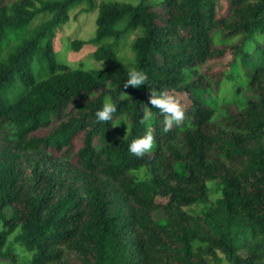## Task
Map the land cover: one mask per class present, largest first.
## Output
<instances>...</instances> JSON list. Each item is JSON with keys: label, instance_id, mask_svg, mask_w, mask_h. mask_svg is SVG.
<instances>
[{"label": "trees", "instance_id": "trees-1", "mask_svg": "<svg viewBox=\"0 0 264 264\" xmlns=\"http://www.w3.org/2000/svg\"><path fill=\"white\" fill-rule=\"evenodd\" d=\"M84 1L0 0V264H17L8 241L16 230L25 264H264V0H226L223 18L216 0H162V15L143 1L99 0L93 40L105 43L93 55L100 67L72 68L57 63L53 39ZM138 29L134 68L147 79L125 86L129 69L113 45ZM216 32L239 37L230 48L254 98L214 123L195 92L212 89L197 69L226 51L215 45ZM250 42L252 53L244 48ZM33 62L47 65L46 78L37 79ZM152 90L189 95L184 122L165 131V113L149 103ZM107 100L116 111L99 121ZM122 117L127 135L107 139ZM146 132L152 149L132 154L130 142ZM140 168L149 180L135 179ZM210 181L220 197L188 212L207 198Z\"/></svg>", "mask_w": 264, "mask_h": 264}, {"label": "rangeland", "instance_id": "rangeland-1", "mask_svg": "<svg viewBox=\"0 0 264 264\" xmlns=\"http://www.w3.org/2000/svg\"><path fill=\"white\" fill-rule=\"evenodd\" d=\"M103 1H119L137 4L140 1L146 2L152 6V9L161 14L160 3L162 0H103ZM99 0H86L80 3L79 6L72 8L69 12V20L56 29L55 37L53 39V48L55 53V59L57 63L67 64L72 68L82 69H95L100 67V62L95 60L94 51L99 45L105 42H95L93 40L95 32V20L98 14ZM217 15L218 17L229 16V6L226 0H216ZM44 16H40L34 21L32 25L44 19ZM140 34V30L127 31L118 42H115L113 48L118 58L126 65L130 70L134 67L135 58L134 52L131 48V43ZM256 39L260 41V37ZM82 42V44L75 50H73L72 43ZM112 43V41H110ZM214 43L217 47H224L226 51L221 57H217L206 61L201 65L197 71L200 75H203L210 80L211 90H199L195 92L196 97L203 99L215 113L216 120L214 123L219 122L220 117L224 115L225 110L237 111L242 107L245 101L254 98V95L247 87V70H244V66L241 63L240 55L234 56L232 45L239 43V37L223 38L219 32L214 34ZM245 50L248 53H252L254 50V43L250 42L245 45ZM42 67L38 62H33V73L37 79L46 78L48 75L47 65ZM219 79V87L214 85V81ZM24 88L20 87L14 93L10 95L12 100H15ZM167 95L174 96L180 103L184 110L188 109L191 105V99L189 95L184 92L172 91ZM129 131V124L127 120L122 117L114 123L112 129L107 134V139H119L127 135ZM45 131H38L36 134L45 135ZM72 148L69 151V158L72 161L75 160V151L81 146V137H76L73 140ZM55 155H61V153L54 152ZM136 180H149L150 174L146 168H140L132 171ZM208 196L205 200L196 203L187 211L191 213H198L201 210L209 207L214 201L220 197L221 186L215 182L210 181L207 183ZM157 203H165V199L156 197ZM162 215L155 214L154 219H159ZM1 228V222H0ZM16 230L10 237L9 242L13 245V251L17 258V264H25L29 259V254L20 246L15 244L13 238L17 235ZM1 264H10L8 260L3 261Z\"/></svg>", "mask_w": 264, "mask_h": 264}, {"label": "clouds", "instance_id": "clouds-1", "mask_svg": "<svg viewBox=\"0 0 264 264\" xmlns=\"http://www.w3.org/2000/svg\"><path fill=\"white\" fill-rule=\"evenodd\" d=\"M147 79L146 74L142 70L131 68L128 73V78L125 80V86L131 85L137 87L145 84ZM149 103L151 106L159 109L162 113H165L163 124L164 130L167 131L173 126H179L185 120V112L180 103L174 96L167 95L163 92H157L156 90L150 91ZM147 109V112L144 111ZM143 118L149 120L151 109L144 107ZM116 111V104L107 100L102 109L96 112V118L99 121H109L112 119L113 113ZM153 135L151 132H146L143 136L134 138L129 146L128 150L136 155L141 156L145 152H148L153 147Z\"/></svg>", "mask_w": 264, "mask_h": 264}]
</instances>
